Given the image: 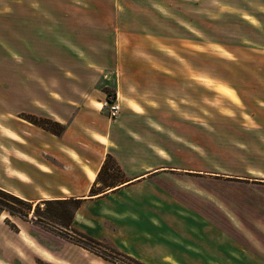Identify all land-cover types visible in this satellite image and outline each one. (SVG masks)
<instances>
[{
  "label": "rangeland",
  "instance_id": "374dc122",
  "mask_svg": "<svg viewBox=\"0 0 264 264\" xmlns=\"http://www.w3.org/2000/svg\"><path fill=\"white\" fill-rule=\"evenodd\" d=\"M54 2L47 0L48 6ZM56 3L63 40L61 48H48V89H99L108 100L119 92L122 105L132 101L160 120L185 121L174 132L190 133V172L182 177L175 170L174 182L212 206L204 215L212 228L202 232L239 233L254 238L240 245L264 247V0ZM109 168L106 183L122 180L114 162ZM9 203L29 213L0 210L15 232V252L7 257L13 264H50L26 246L41 243H62L63 256L80 264L89 253L102 258L60 236L58 220L47 216L59 206L42 205L37 212L34 205ZM70 235L123 260L104 244Z\"/></svg>",
  "mask_w": 264,
  "mask_h": 264
},
{
  "label": "crops",
  "instance_id": "0c3cea01",
  "mask_svg": "<svg viewBox=\"0 0 264 264\" xmlns=\"http://www.w3.org/2000/svg\"><path fill=\"white\" fill-rule=\"evenodd\" d=\"M54 1L0 0V190L32 206L82 200L71 229L144 264H264V247L239 244L253 237L202 232L212 228L204 219L212 206L174 182L175 170L190 172V133L174 132L185 121L122 105L119 92L121 113L110 119L102 90L48 89V48L63 40V11ZM29 117L52 120L62 132ZM108 160L122 177L114 184L99 180ZM6 216L0 213V264H13L15 232ZM26 246L50 264H80L63 256L62 243ZM87 256L81 264H112Z\"/></svg>",
  "mask_w": 264,
  "mask_h": 264
},
{
  "label": "trees",
  "instance_id": "16d2710c",
  "mask_svg": "<svg viewBox=\"0 0 264 264\" xmlns=\"http://www.w3.org/2000/svg\"><path fill=\"white\" fill-rule=\"evenodd\" d=\"M29 119H30V121L32 123H34L36 125H39V126L45 128V129L51 131L52 133L60 134L62 132V127H60V125L54 123L52 120H49V119H38V118H34V117H29ZM53 127H56V128H53ZM111 162H113V161L112 160H108L106 162V164L104 165V167H103V169H102V171H101V173L99 175V180H103V176L105 174L107 176H110V174H108V172H109L108 170H111V168H109ZM92 193H95V190L92 189ZM9 201H14V202L21 203V204H28V205H30L32 207L31 204L23 201L22 199L17 198L15 196L11 195V194H8V193L0 190V210L1 211H7V212L10 213V215H21V216H24V217L29 216V213H24L22 211L17 210L13 205H11L9 203ZM44 203H45V206L47 208H49V207L51 208V205H56V206L60 207L61 211L52 212L51 209L48 210L47 216L48 217L50 216L51 218H53V217L56 218L58 220L57 227H58V231L60 232V234L71 238L79 246H81V247H83L85 249H89L93 253L97 254L98 256H101L105 260L110 261L112 263H116V264H130V263L125 262V260H126V261H130L132 264H144V263H142V262H140V261H138V260H136V259H134L132 257H129V256L125 255V254H122V253H120V252H118L116 250H109L113 254L123 258V260H120V259L118 260L117 257L109 255V253H107L106 251H98V249L96 247L92 246L91 244H87V243L81 241L80 239H77L76 237H72V236L68 235L66 230L73 231L71 229V226H72V222H73V219H74V215H75L76 211L79 209V207H80V205L82 203V200H69V201H58V202H55V203H51V202H44ZM40 208H41V205L38 204L37 207H36V211L38 212L40 210ZM37 220L39 221V219H37ZM40 223L44 224V226H46L47 229L49 228V224L48 223H45L43 221H40ZM73 232H75V231H73ZM76 234H79V233H76ZM80 235H82V234H80ZM82 236H84V235H82ZM85 238L90 240L93 243H96V244L104 247L102 245V243H100V242H97V241H95L93 239H90L88 237H85Z\"/></svg>",
  "mask_w": 264,
  "mask_h": 264
},
{
  "label": "built area",
  "instance_id": "2783aa9c",
  "mask_svg": "<svg viewBox=\"0 0 264 264\" xmlns=\"http://www.w3.org/2000/svg\"><path fill=\"white\" fill-rule=\"evenodd\" d=\"M101 110H106L110 119L117 118L121 113V105L119 103V97L112 100L105 99L101 102Z\"/></svg>",
  "mask_w": 264,
  "mask_h": 264
}]
</instances>
